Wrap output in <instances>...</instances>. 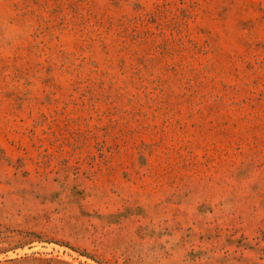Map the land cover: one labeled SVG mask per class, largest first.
<instances>
[{"label": "rangeland", "instance_id": "obj_1", "mask_svg": "<svg viewBox=\"0 0 264 264\" xmlns=\"http://www.w3.org/2000/svg\"><path fill=\"white\" fill-rule=\"evenodd\" d=\"M0 264H264V0H0Z\"/></svg>", "mask_w": 264, "mask_h": 264}]
</instances>
